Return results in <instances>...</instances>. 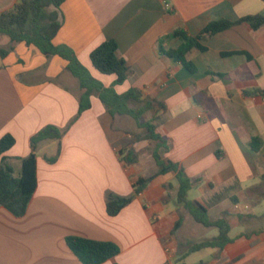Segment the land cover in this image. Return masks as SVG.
Instances as JSON below:
<instances>
[{
    "label": "crops",
    "instance_id": "1",
    "mask_svg": "<svg viewBox=\"0 0 264 264\" xmlns=\"http://www.w3.org/2000/svg\"><path fill=\"white\" fill-rule=\"evenodd\" d=\"M18 1L0 0V14ZM62 13L56 46L71 48L109 88L117 77L96 70L91 53L106 40L116 41L131 70L116 91L137 88L166 105L157 132L169 149L161 153L185 168L194 183L193 200L209 217L229 222L232 241L223 249L188 254L192 243L183 233L186 220L194 218L177 202L175 173L156 177L135 195L133 180L147 175L139 159L126 165L119 153L127 115L113 117L98 95L80 113L84 91L68 61L21 42L0 55V139L10 134L16 140L6 154L16 175L38 132L54 126L63 136L38 146L37 187L27 213L17 218L0 208V264H83L68 247L69 236L118 245L120 253L103 264H264V201L254 207L246 196L264 175V96L245 93L264 91V25L254 30L240 24L209 37L206 52L188 56L196 72L159 48L175 30L194 37L212 21L264 14V1L67 0ZM180 44L167 39L162 46ZM10 46V38L0 34V49ZM60 143V155L50 163ZM109 194L134 200L112 217Z\"/></svg>",
    "mask_w": 264,
    "mask_h": 264
},
{
    "label": "trees",
    "instance_id": "2",
    "mask_svg": "<svg viewBox=\"0 0 264 264\" xmlns=\"http://www.w3.org/2000/svg\"><path fill=\"white\" fill-rule=\"evenodd\" d=\"M67 0H19L10 10L0 14V34L7 35L11 40L8 50L0 49L1 57H5L18 43L25 42L36 46L46 57L59 56L68 61V70L80 81L83 94L80 98V113L91 107L90 98L98 95L107 111L113 116L128 115L133 117L141 128L146 129V134H134L131 139H122L119 142V151L126 165L135 164L138 159L134 150L136 144L148 141L155 145L153 159L157 170L150 176L139 177L133 180L135 195H140L148 185L158 176L175 173L178 182L177 202L191 213L194 220L204 227H215L219 230L217 236L211 240L194 243L190 246L188 254L209 248L223 249L232 239L229 234L231 226L225 218L213 220L208 215V210L198 201L190 200L188 194L193 188V181L188 176L184 167L179 163L162 155V150L167 151L169 146L166 140L157 132L163 123L162 113L166 105L152 97H145L140 89L131 88L119 94L115 87L124 84L131 75L127 61L118 55V44L114 40H106L91 53V61L96 70L104 75L117 77L113 86L107 88L92 77L89 71L80 63L75 52L67 46H56L54 39L64 23L62 5ZM264 1V0H263ZM247 24L257 30L264 25V14L249 15L236 21L220 19L207 24L196 36H189L182 30H175L160 40V52L163 56L176 63L182 64L191 72H196L195 65L188 60L194 51L206 52L203 42L209 37L222 33L233 26ZM167 39H179L181 44L176 49L165 50L162 46ZM234 53H228L230 56ZM250 58V56L248 55ZM247 95H263L264 91L254 89L245 92ZM136 106V107H135ZM144 114H150L149 121L141 122ZM63 133L54 126H47L31 139V154L22 160L19 175H16L11 159L6 154L14 147L16 140L6 134L0 139V208H5L15 217H23L28 210L30 201L37 187V158L36 151L40 143L48 140L62 139ZM257 149V148H256ZM61 152V143L55 157L48 159L54 163ZM219 156V153H218ZM246 196L252 206H257L264 201V175L260 183L246 190ZM134 200L132 197H120L109 194L107 213L117 216ZM182 220L177 222L172 230V235L181 227ZM68 247L83 264H103L114 259L119 253L118 245L111 242H100L80 236H69L66 239ZM187 254V255H188ZM180 258L177 263H180ZM171 264V263H167Z\"/></svg>",
    "mask_w": 264,
    "mask_h": 264
},
{
    "label": "rangeland",
    "instance_id": "3",
    "mask_svg": "<svg viewBox=\"0 0 264 264\" xmlns=\"http://www.w3.org/2000/svg\"><path fill=\"white\" fill-rule=\"evenodd\" d=\"M136 107V106H135ZM150 114H144L141 122L145 123L151 119ZM127 125V131L122 139H131L134 134H146V129L141 128L136 120L131 116H124L122 119ZM137 145L136 156L139 159L138 168H141L147 176L152 175L157 167L153 159L154 144L149 145L147 141L140 142ZM135 150V149H134ZM196 197V191H190L188 198L193 200ZM177 204V202H175ZM218 235V229L215 227L207 228L203 225L195 222L193 219L186 220L183 236L188 239L192 244L201 243L207 240H211Z\"/></svg>",
    "mask_w": 264,
    "mask_h": 264
}]
</instances>
